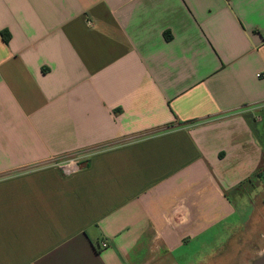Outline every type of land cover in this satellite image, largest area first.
<instances>
[{
    "label": "crops",
    "instance_id": "crops-1",
    "mask_svg": "<svg viewBox=\"0 0 264 264\" xmlns=\"http://www.w3.org/2000/svg\"><path fill=\"white\" fill-rule=\"evenodd\" d=\"M263 159L264 0H0V264H247Z\"/></svg>",
    "mask_w": 264,
    "mask_h": 264
},
{
    "label": "rangeland",
    "instance_id": "rangeland-1",
    "mask_svg": "<svg viewBox=\"0 0 264 264\" xmlns=\"http://www.w3.org/2000/svg\"><path fill=\"white\" fill-rule=\"evenodd\" d=\"M260 185L262 186L261 194L257 195L255 198V200L257 199L258 201L257 206L259 207V211L257 210V216L260 222L254 223L253 227L255 231L251 232V241L246 242L245 246L240 249V255L238 257V260H240L239 263L242 259H245L247 264H249L264 250V246H260V244L264 245V239L262 238L264 235V207H262L264 206V179L260 182Z\"/></svg>",
    "mask_w": 264,
    "mask_h": 264
},
{
    "label": "built area",
    "instance_id": "built-area-1",
    "mask_svg": "<svg viewBox=\"0 0 264 264\" xmlns=\"http://www.w3.org/2000/svg\"><path fill=\"white\" fill-rule=\"evenodd\" d=\"M79 159H81L79 156L68 157L63 159L62 162L59 164L62 172L65 175H68L79 171V169L81 168V163ZM101 246L105 249L108 247V243L103 242Z\"/></svg>",
    "mask_w": 264,
    "mask_h": 264
},
{
    "label": "trees",
    "instance_id": "trees-1",
    "mask_svg": "<svg viewBox=\"0 0 264 264\" xmlns=\"http://www.w3.org/2000/svg\"><path fill=\"white\" fill-rule=\"evenodd\" d=\"M7 41V38H5ZM264 175V159H263V165L258 169L256 175L254 178H259ZM253 183L252 179H249L248 181L245 182V185H251Z\"/></svg>",
    "mask_w": 264,
    "mask_h": 264
},
{
    "label": "water",
    "instance_id": "water-1",
    "mask_svg": "<svg viewBox=\"0 0 264 264\" xmlns=\"http://www.w3.org/2000/svg\"><path fill=\"white\" fill-rule=\"evenodd\" d=\"M251 264H264V250L251 262Z\"/></svg>",
    "mask_w": 264,
    "mask_h": 264
}]
</instances>
